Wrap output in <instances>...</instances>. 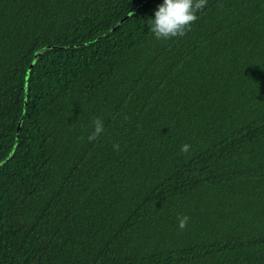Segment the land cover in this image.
I'll list each match as a JSON object with an SVG mask.
<instances>
[{"label": "trees", "instance_id": "trees-1", "mask_svg": "<svg viewBox=\"0 0 264 264\" xmlns=\"http://www.w3.org/2000/svg\"><path fill=\"white\" fill-rule=\"evenodd\" d=\"M160 3L0 0V264H264V0Z\"/></svg>", "mask_w": 264, "mask_h": 264}, {"label": "clouds", "instance_id": "clouds-1", "mask_svg": "<svg viewBox=\"0 0 264 264\" xmlns=\"http://www.w3.org/2000/svg\"><path fill=\"white\" fill-rule=\"evenodd\" d=\"M205 6V0H161L150 18V32L156 39L183 37L189 26L196 21L197 12ZM103 131L99 120L94 121V132L89 140L95 139ZM118 149V145H113ZM189 145L181 146L182 152H187ZM188 217L179 220L178 226L184 228Z\"/></svg>", "mask_w": 264, "mask_h": 264}]
</instances>
